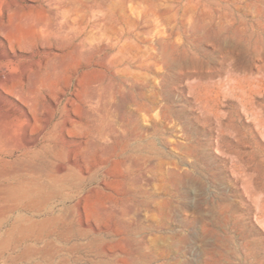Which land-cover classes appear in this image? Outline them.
<instances>
[{
  "label": "rangeland",
  "instance_id": "1",
  "mask_svg": "<svg viewBox=\"0 0 264 264\" xmlns=\"http://www.w3.org/2000/svg\"><path fill=\"white\" fill-rule=\"evenodd\" d=\"M0 18L4 77L65 166L45 151L27 206L0 200V237L42 223L0 264H264V0H0ZM57 20L69 37L42 45Z\"/></svg>",
  "mask_w": 264,
  "mask_h": 264
},
{
  "label": "bare ground",
  "instance_id": "2",
  "mask_svg": "<svg viewBox=\"0 0 264 264\" xmlns=\"http://www.w3.org/2000/svg\"><path fill=\"white\" fill-rule=\"evenodd\" d=\"M42 1L53 4L60 11L64 3H76V0ZM57 21L58 25L44 21H40L35 25V31L42 45L48 44L53 36L62 40L69 37L72 31L71 27L64 21ZM8 29L9 25L6 20L0 18V35L2 36L0 39V200L14 202V206L18 207L21 204L27 206V202L33 199L32 189L37 188L35 186L41 183L34 177L36 171L33 169L36 167L33 168V161L35 159L41 158V154L45 151L48 152V155L44 156L47 160L50 161L51 158L57 159V161H52V165L54 167V175L59 180L57 173L61 172L65 166L58 161L62 157L63 152L59 148L60 145L56 141L55 134L52 137L50 136L52 132L46 135L50 120H41L37 117V106L34 104V97L19 88V82H15L13 75L4 77L2 72L4 67L13 70L18 65V57L13 40L5 34ZM20 41L25 43V39ZM24 75L25 73L22 74L21 79H23ZM65 122L66 120L61 117L57 120L54 128H61L57 134L67 130L64 126ZM38 168L37 170H39ZM49 175L52 174L50 173ZM5 210L8 213L12 212H9L8 209ZM8 213L5 214V217ZM16 217L17 219L19 218L18 216ZM21 217L25 220L24 222L14 223L8 229L6 235L0 237V250L8 249L16 240H24L26 236L29 238L31 233H28V231H33L34 228L37 229V226L42 224L39 222L40 224L38 225L29 216ZM26 231L29 235L27 233L26 235L23 234ZM17 233H21V235L18 237Z\"/></svg>",
  "mask_w": 264,
  "mask_h": 264
}]
</instances>
